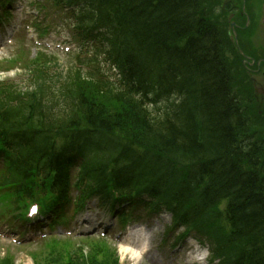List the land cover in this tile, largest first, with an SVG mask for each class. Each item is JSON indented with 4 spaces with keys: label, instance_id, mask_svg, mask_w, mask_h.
<instances>
[{
    "label": "trees",
    "instance_id": "trees-1",
    "mask_svg": "<svg viewBox=\"0 0 264 264\" xmlns=\"http://www.w3.org/2000/svg\"><path fill=\"white\" fill-rule=\"evenodd\" d=\"M221 1L57 0L73 15L74 40L81 48H97L113 80L39 66L35 100L0 92V143L24 159L10 162L8 181L16 183L11 186L23 187L29 172L43 175L47 198L69 204V176L52 175L51 150L59 134L85 127L83 142L95 154L80 175L91 179L75 186L104 192L107 169L115 167L118 190L149 194L179 216L193 195L200 208L186 210L184 217L193 219L189 224L222 221L209 239L214 255L225 256L223 264H264V108L233 68L234 42L217 11ZM254 8L255 0H246L250 24L238 31L242 48L246 42L256 49ZM240 18L244 28L247 19ZM48 90L58 92L67 110L45 106ZM33 260L115 264L99 247L85 257L65 248Z\"/></svg>",
    "mask_w": 264,
    "mask_h": 264
},
{
    "label": "rangeland",
    "instance_id": "rangeland-1",
    "mask_svg": "<svg viewBox=\"0 0 264 264\" xmlns=\"http://www.w3.org/2000/svg\"><path fill=\"white\" fill-rule=\"evenodd\" d=\"M43 1L44 0H13V2H15L16 5H15V10H14L11 17H13V18L15 17L16 20H20V22L21 21L24 22L25 20H28L27 18L31 17V16L36 17L38 14L31 11V9H30L31 5L34 4L33 2H35V4H37V5H39V4H42ZM52 1L53 0H45V3L47 5V7L49 8V10L52 12L48 16V18H51L50 22H49V24H52V30L51 31L57 30V31H60V34H61V37L55 41H64L65 43L67 40L72 41L74 34H73L71 28L69 27L70 16L67 15V13H62L61 7L58 5H55V3ZM23 6H27V8H23ZM209 7L213 8L212 1L210 2ZM18 11H19V13H17ZM26 11H31V12H29L31 14H29V13L25 14ZM11 17H10V21L12 23L14 20ZM228 17L237 18V21L235 22V26L237 27V29L241 28L240 24L238 23V21H240V19H241L239 15H237L236 13H233V14H229ZM36 22H37L39 30H43V28L46 27V24L43 22V15ZM7 26L10 27L9 25H7ZM21 26L23 27V25H21ZM21 26H20V31H21ZM11 29L13 30V32L14 31L17 32V29L14 28V26ZM26 30L27 31L21 33L20 35L14 36V41H13V44H11V46H8V47L0 46V86L2 84H9L10 85L12 83H18V84L24 85V87H25L28 84V79H29L30 75H27L26 72L19 73L18 72L19 69L12 70V71L4 70L5 68L7 69V67H9V66H7L5 63H2L4 60H7L10 62L12 59L16 60L17 63H20V61H18V60L20 58H22L23 54H25L27 56V58H30V60L23 62V63L28 64V63H31V60L33 59V57L39 53L36 45L33 42H30L26 36V35L32 36L31 33H34L33 30L30 29L29 27H27ZM0 32L2 35H5L4 29L0 30ZM261 33H264V27L263 26L261 27V25H260L258 31L256 32V37L257 38L260 37V39H259L260 44L264 43V36ZM76 44L78 45L76 47L77 48L76 51H75L74 46H72L70 44H64L63 48L70 47L71 48L70 52L60 51V50L55 51V50L47 48L46 51H44L43 58L39 62L37 61L36 64H39L42 67H45V66L52 67L51 69H49V72H51V73L55 71L54 68L57 66H59L63 69L65 68V70H66V68H69L70 65L71 66H72V64L76 65L78 53L83 52L82 50H80V45L77 42H76ZM260 48H262V50H263L264 44H261ZM88 52H90V51H88ZM87 53L84 51V54H87ZM260 54L263 56L262 51ZM93 55H94V59H92L91 61H93V66H95V71H96L99 67L97 48H94ZM91 58H93V57H89V59H91ZM23 63H20V64L22 65ZM83 63L87 65V66L85 65L86 66L85 71L88 72L89 71L88 67L90 66V62L83 61ZM1 65H3V66H1ZM17 67L21 68V67H19L18 64H17ZM239 68H241V66ZM8 69H11V68H8ZM238 70L240 71L241 69H238ZM87 72H82V74L84 76H88V74H90V73L89 72L87 73ZM257 79H258L257 80L258 83L264 87V78L262 77L261 79H259V78H257ZM246 87H247L248 91L253 92V88H251L249 86L248 82L246 83ZM257 95L258 94L256 93V96ZM259 97H260L259 98V102H260L259 107L261 109V108H264V94L263 95L259 94ZM261 127H262V129H264V125H262ZM263 137H264V135H263ZM0 196H1V198L6 197V194L4 192L0 191ZM0 209L7 210L6 207H0ZM142 215L146 216L145 212H142ZM100 217L102 218L101 215H100ZM96 218L100 219L99 215H97ZM167 219H170V218L167 217ZM46 225H47V223H45L43 226H35V227L31 228L29 230V233L25 234V236L31 235L32 240L35 239V236L41 234V231H43V230H41V228L45 227ZM157 227L165 229L167 227V224L160 222V225ZM46 229H45V231H48ZM58 229H62V227H58V226L55 227L53 229L54 233H58L59 232V231H57ZM66 230H69V227ZM3 231L5 233H9V234H8V237L0 236V258L10 256V257L16 259V264H32L31 260L28 257V254H26L27 252H30V250L32 249V248L30 249L31 246L23 247L22 245H24L25 243H23V244L19 243L20 241L24 240V239H20L21 235L23 234L22 229H21V224L11 223V224H8V226L4 225V224H0V233H2ZM159 232H160V229L156 233H154V235L156 237V240L161 242L163 237L161 234L159 235ZM71 233H72V236L75 235L73 230L70 229V231H67L68 235H70ZM39 238H38V240H40ZM60 238L61 239L68 238L72 241H75L74 243H76L81 248V250L84 249L83 250L84 252H89L88 248L92 247V246L94 248H96L97 246L101 247V244L99 242H95V241H102L103 240V239L99 240L100 238H97V237H91L92 239H89L88 241H90V240L94 241L95 242L94 244H88L87 242H85V244H83L82 239H78V240H77V238L72 239V238L67 237L65 235L60 236ZM14 241H16V243H14ZM34 243L35 242H30V243H27L26 245H31V244L35 245ZM107 244L109 246H111L112 249L113 248L115 249L114 242H112L111 240H109V243H107ZM43 245H44V243H41V245H39L41 248H39V249L33 248L35 250L32 253H40L41 251H45L46 249H45V247H43ZM109 252L111 253V251H109ZM119 252H120L119 258L121 260V264H138L137 262H134L133 260H131V258H129L130 255L126 256L129 253L127 254L124 250H121Z\"/></svg>",
    "mask_w": 264,
    "mask_h": 264
},
{
    "label": "bare ground",
    "instance_id": "bare-ground-1",
    "mask_svg": "<svg viewBox=\"0 0 264 264\" xmlns=\"http://www.w3.org/2000/svg\"><path fill=\"white\" fill-rule=\"evenodd\" d=\"M61 108H60V111H65V110H67V105H65V104H63V105H61L60 106ZM47 114H49L48 112H47Z\"/></svg>",
    "mask_w": 264,
    "mask_h": 264
},
{
    "label": "water",
    "instance_id": "water-1",
    "mask_svg": "<svg viewBox=\"0 0 264 264\" xmlns=\"http://www.w3.org/2000/svg\"><path fill=\"white\" fill-rule=\"evenodd\" d=\"M226 6H227V7H226V11H227V10H230L231 7H232L230 4H228V5H226Z\"/></svg>",
    "mask_w": 264,
    "mask_h": 264
}]
</instances>
